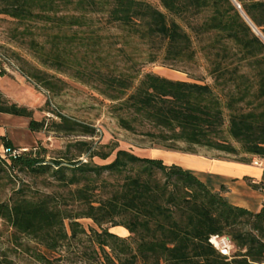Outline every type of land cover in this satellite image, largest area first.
<instances>
[{
	"label": "trees",
	"instance_id": "16d2710c",
	"mask_svg": "<svg viewBox=\"0 0 264 264\" xmlns=\"http://www.w3.org/2000/svg\"><path fill=\"white\" fill-rule=\"evenodd\" d=\"M157 1L162 10L147 0H0V14L61 30L91 27V15L101 13L105 23L147 45L145 60L151 63L185 65L200 50L219 92L209 84L154 73H145L133 86L137 71L95 69L91 77L96 89L114 102L118 125L163 149L196 153L194 148L202 147L264 157V0H235L240 9L233 0ZM206 37L210 39L204 42ZM67 38L53 35V41ZM52 63L62 64L57 58ZM29 77L50 86L38 74ZM0 113L29 118L32 130L44 127V121L32 119V110L1 92ZM58 116L59 127L74 131L78 125L89 136L95 132ZM5 145L21 150L14 156L0 151L3 172L50 174L69 189L63 201L53 194L25 195L23 188L0 200V219L45 251L58 253L53 258L57 262L69 243L83 235L88 248L81 254L91 264H264V202L257 211L234 205L225 196L226 186L213 191L178 164L124 148L100 154L83 142L79 153L89 151L90 162L69 159V165H62L55 160L51 165L32 148ZM94 157L104 162H93ZM82 218L91 219L96 228L81 227ZM115 227L128 235L119 236L111 230ZM212 236L227 237L234 254H222L209 241ZM33 256L40 264H53L42 251L34 250Z\"/></svg>",
	"mask_w": 264,
	"mask_h": 264
},
{
	"label": "rangeland",
	"instance_id": "374dc122",
	"mask_svg": "<svg viewBox=\"0 0 264 264\" xmlns=\"http://www.w3.org/2000/svg\"><path fill=\"white\" fill-rule=\"evenodd\" d=\"M147 1L162 10L157 0ZM91 17V27L59 30L45 26L42 22L29 24L0 14V73H4V78L0 80V87H4V92L1 89L0 92L9 101L32 110V119L44 121L42 129L32 130L29 127V118L0 114V148L5 142L17 147L32 148L40 154L44 162L51 165L55 160H59L62 165H69V159L90 162L89 151L79 153L84 148L81 145L83 142L89 143L90 151L100 154L119 147L141 156H150L152 148L161 149L148 137L126 131L118 125L116 112L112 108L114 102L96 89L97 82L91 77V71L95 69L113 74H133L137 71L138 77L133 81V86L145 73H154L172 80L209 84L217 92L220 91L210 74V63L200 50L193 62L185 65L147 62V45L141 40L135 36H127L125 30L105 23L101 13H95ZM54 34L60 37L67 35V41H53ZM73 38L75 40L71 41ZM209 39L206 37L204 42ZM54 58L59 59L62 64L52 63ZM242 70L247 71L245 68ZM31 73L49 80L50 86L46 88L44 83H36L29 77ZM58 114L79 125L92 126L95 129L94 134H82L78 125L73 127L74 131L59 127L57 124L62 121ZM230 141L239 147L236 142ZM182 146L187 148L185 144ZM198 148L202 149L195 147L196 153ZM218 153L229 159L252 162V156L241 152ZM112 155L104 161L110 160ZM104 161L93 158V162ZM9 176L0 169L2 201L8 200L19 188H23L25 195L53 194L62 201L68 194L69 189L59 186L58 181L50 174L33 177L24 171H17ZM99 193L96 189L95 194ZM78 222L87 230L89 227L96 228L91 219L82 218ZM111 230L122 237L128 235L121 227ZM81 237L80 241L72 240L61 252L65 256L58 263L53 260L59 256L58 253L45 251L27 236L14 232L13 228L0 219V262L40 264L33 256L34 250H39L49 260H53V264H91L90 259L81 254L88 248L86 238L83 235ZM222 238L225 240L221 242ZM216 244L219 247L226 246L228 257L235 252L234 245L225 236L219 237ZM215 248L218 249L216 246Z\"/></svg>",
	"mask_w": 264,
	"mask_h": 264
},
{
	"label": "crops",
	"instance_id": "0c3cea01",
	"mask_svg": "<svg viewBox=\"0 0 264 264\" xmlns=\"http://www.w3.org/2000/svg\"><path fill=\"white\" fill-rule=\"evenodd\" d=\"M0 75L2 80L4 73ZM0 89L4 92V87ZM7 146L2 145L0 151ZM10 146L17 147L11 144ZM200 149L198 148L197 153H186L152 148L149 155L168 164H178L193 172L213 191L224 185L225 196L232 204L251 211L259 210L264 202V157L252 156V160L262 163L261 166H257L250 161L222 157L215 150Z\"/></svg>",
	"mask_w": 264,
	"mask_h": 264
},
{
	"label": "built area",
	"instance_id": "2783aa9c",
	"mask_svg": "<svg viewBox=\"0 0 264 264\" xmlns=\"http://www.w3.org/2000/svg\"><path fill=\"white\" fill-rule=\"evenodd\" d=\"M20 150H21V148H18V149H12V150H11L10 148H4V149H3V151L8 152L10 156H14V155L18 154ZM252 163H253L254 165H257V166H261V165H262V163L259 162V161H257V160H252ZM212 238L219 239V236H212V237L210 238V240H209L213 245H215V244L212 242ZM223 239H224V238H222L221 240H223ZM224 240H225V239H224ZM227 242H228V241H227ZM215 246H216V245H215ZM216 247L219 249V251H220L222 254H224V255H227V254H228L227 249H225L226 246L219 247V245H218V246H216Z\"/></svg>",
	"mask_w": 264,
	"mask_h": 264
},
{
	"label": "water",
	"instance_id": "95a60500",
	"mask_svg": "<svg viewBox=\"0 0 264 264\" xmlns=\"http://www.w3.org/2000/svg\"><path fill=\"white\" fill-rule=\"evenodd\" d=\"M234 4L236 5V7L238 9H240V6L236 3L235 0H233ZM241 15L244 17V19L246 20V22L249 24V26L252 28L253 32L256 35H260L259 31L256 29V27L248 20V18L246 17V15L240 10Z\"/></svg>",
	"mask_w": 264,
	"mask_h": 264
},
{
	"label": "bare ground",
	"instance_id": "6f19581e",
	"mask_svg": "<svg viewBox=\"0 0 264 264\" xmlns=\"http://www.w3.org/2000/svg\"><path fill=\"white\" fill-rule=\"evenodd\" d=\"M216 241H217V239L215 240V243H216ZM223 240H221V242H222Z\"/></svg>",
	"mask_w": 264,
	"mask_h": 264
}]
</instances>
